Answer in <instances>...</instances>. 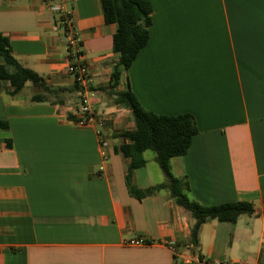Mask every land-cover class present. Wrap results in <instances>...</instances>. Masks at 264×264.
Wrapping results in <instances>:
<instances>
[{
	"label": "crops",
	"instance_id": "1",
	"mask_svg": "<svg viewBox=\"0 0 264 264\" xmlns=\"http://www.w3.org/2000/svg\"><path fill=\"white\" fill-rule=\"evenodd\" d=\"M49 2L0 0V34L22 67L70 89L66 40ZM149 2L148 44L116 90H130L156 115H192L198 131L186 154L171 159L172 175L203 206L249 202L255 214L206 220L194 250V219L166 190L132 197L130 160L112 134L134 123L99 90L118 60L116 26L104 21L100 0H66L88 67L81 92L63 104L33 103L31 84L9 96L0 82V264H264V0ZM76 98L104 124L70 121L80 116ZM143 159L135 186L163 183Z\"/></svg>",
	"mask_w": 264,
	"mask_h": 264
},
{
	"label": "trees",
	"instance_id": "2",
	"mask_svg": "<svg viewBox=\"0 0 264 264\" xmlns=\"http://www.w3.org/2000/svg\"><path fill=\"white\" fill-rule=\"evenodd\" d=\"M100 2L104 21L116 26L112 38V51L118 55V60L112 67L107 88L99 90L107 91L114 105L126 108L134 123V130L118 131L112 134L113 137L123 141L119 151L130 160L125 177L126 185L136 200L166 190L174 203L188 211L194 219L189 244L197 250L199 230L206 220L233 224L240 215H254V207L249 202L203 206L189 197L186 181L172 175L171 159L185 155L192 138L197 134L194 117L190 114L176 116L153 114L140 105L130 90L121 92L116 90L121 73L131 67L139 52L148 44L149 27L152 22L151 4L149 0H100ZM0 57L4 61L0 65V82H8L9 96L17 95L27 83L36 90L30 98L33 103L63 104L68 95L81 92V87L75 81L70 89L52 88L38 74L22 67L11 53L8 38L2 34H0ZM80 103L82 104V100ZM68 118L70 121L78 122V119L72 116ZM146 151L154 153V160L164 176V182L140 190L133 183V174L136 169L145 166L143 154Z\"/></svg>",
	"mask_w": 264,
	"mask_h": 264
},
{
	"label": "built area",
	"instance_id": "3",
	"mask_svg": "<svg viewBox=\"0 0 264 264\" xmlns=\"http://www.w3.org/2000/svg\"><path fill=\"white\" fill-rule=\"evenodd\" d=\"M50 12L57 16L56 27L61 31L62 36L66 40L68 50V73L73 77L74 81L79 85H84L88 80V67L82 58L80 52L79 39L73 25L72 11L67 7L66 0H50L48 4ZM78 123L82 125H90L97 123L103 124V119L91 112L86 105L81 106ZM99 143L102 147L106 146L103 136H99ZM129 245H138L140 241H132ZM198 264H226L221 262H199ZM242 264V263H236Z\"/></svg>",
	"mask_w": 264,
	"mask_h": 264
},
{
	"label": "rangeland",
	"instance_id": "4",
	"mask_svg": "<svg viewBox=\"0 0 264 264\" xmlns=\"http://www.w3.org/2000/svg\"><path fill=\"white\" fill-rule=\"evenodd\" d=\"M29 86H31L30 84H29ZM31 92V89H28V88H26V89H24V91H23V93L24 94H28V93H30ZM67 98V97H66ZM65 98V99H66ZM104 98V97H103ZM77 100H76V105L77 106H79V107H81L80 106V101H81V99L79 100V98H76ZM110 99H108V98H106V100H105V102H108ZM81 105H83V104H81ZM100 116V115H99ZM145 159L146 160H148V165H149V169H150V172H151V174H152V176H161V178H162V180L164 179V176H163V174H162V172H161V170L159 169V167H158V165L156 164V162L155 161H153V159H154V153L152 152V151H146L145 152Z\"/></svg>",
	"mask_w": 264,
	"mask_h": 264
}]
</instances>
